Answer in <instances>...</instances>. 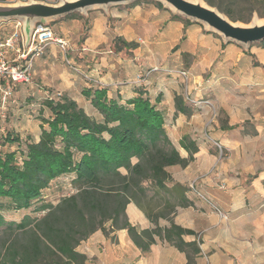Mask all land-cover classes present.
<instances>
[{
	"label": "trees",
	"instance_id": "1",
	"mask_svg": "<svg viewBox=\"0 0 264 264\" xmlns=\"http://www.w3.org/2000/svg\"><path fill=\"white\" fill-rule=\"evenodd\" d=\"M155 4L167 10L158 1ZM220 11L232 21L240 20ZM171 17L190 23L173 13ZM113 41L116 48L133 46L118 37ZM259 44L264 46V41ZM134 93L126 98L118 92L110 96L107 87H83L81 96L89 101L92 116L69 95L44 91L37 139L12 129L0 133V147H15L0 149V200L14 211L29 209L18 219H6L0 202V264H87L77 245L95 231L108 235V228L125 229L144 252L158 237L186 252L188 259L189 251L199 253L194 239L184 240L194 236V230L171 223L138 233L125 216L131 200L153 221L176 206L192 205L187 186L169 185L166 169L188 165L197 151V145L183 137L180 142L188 157H181L167 136L164 113L151 102L145 86ZM64 175H72L76 191L56 204L44 200L45 189Z\"/></svg>",
	"mask_w": 264,
	"mask_h": 264
},
{
	"label": "crops",
	"instance_id": "2",
	"mask_svg": "<svg viewBox=\"0 0 264 264\" xmlns=\"http://www.w3.org/2000/svg\"><path fill=\"white\" fill-rule=\"evenodd\" d=\"M171 13L140 3L95 9L84 43L79 48L74 46L81 64L78 69L73 67L75 73L63 75L64 87L78 86L82 99L81 90L90 86L107 87L110 96L118 92L127 98L144 85L151 102L164 113L167 136L181 157H188L180 142L186 137L187 142L197 145L192 154L194 161L203 153L211 158L213 146L232 151L247 143L253 149H242L243 156L248 152L264 159V46L258 43L243 48L232 41L226 43L202 24L190 20L183 23L172 18ZM115 37L133 46L114 48ZM39 64L37 57L33 67ZM38 135L39 132L34 138ZM220 170L226 172L225 166ZM174 182L185 185L178 179L169 185ZM249 184L253 199L264 197V165ZM241 193L238 190L234 195ZM186 197L190 199L188 191ZM207 197L212 202L211 194ZM260 207L244 205L238 199L229 211L244 218L237 212L245 210L246 217H256ZM121 230L120 252L113 259L117 263L109 264H155L152 260L135 261L140 248L125 229ZM77 250L87 258L94 254L86 246ZM255 253L252 250L246 254L243 264H263L254 257ZM226 260V264H233L231 258Z\"/></svg>",
	"mask_w": 264,
	"mask_h": 264
},
{
	"label": "rangeland",
	"instance_id": "3",
	"mask_svg": "<svg viewBox=\"0 0 264 264\" xmlns=\"http://www.w3.org/2000/svg\"><path fill=\"white\" fill-rule=\"evenodd\" d=\"M28 1L30 0H0V4H16ZM38 1L55 4L60 0ZM155 1L139 0L137 4L154 7L156 6ZM209 1L219 11H229L233 17L240 19L236 22L249 24L254 18L257 20L264 19V3L257 0ZM74 13L77 14V18H70L68 14L46 22L56 36L70 42V47L64 54L58 46L52 44L38 57L40 64L36 68L32 67L31 81L14 87L13 102L5 113V119L0 121V133L12 129L19 132L23 137L26 135L34 137L38 133L37 116L41 111L40 101L44 96V91H53V89L69 95L84 108L88 115L94 116L95 112L89 101L80 97L78 86L71 85L68 89L64 87L63 75L75 73L73 67L77 68L81 64L82 59H78L74 46L79 48L84 43L94 10ZM14 21L13 19L0 21V36L11 30ZM52 47L53 49L50 50ZM114 48H116L115 45ZM66 58L69 62H66ZM43 114L46 116L47 112L44 111ZM214 119H217V115ZM243 147L228 151L218 145L213 146L210 149L211 158L203 153L199 154L195 161L193 157V161L191 160L188 166L186 165L187 167L174 165V167L166 169L171 180L184 181L183 183L188 187L189 200L192 201V205L189 207L176 206L174 211L167 216H156L154 217L155 221H153L136 202L132 200L129 202L125 209V216L128 222L133 224L136 232L141 233L143 230H151L154 227H167L171 223L177 224L183 228H191L196 232L194 236H185L184 240L191 241L194 239L199 248L198 254L189 251L190 259H188L186 252L155 237L147 251L144 252L140 249V254L135 261L152 260L155 264H187L188 261L190 264H226L228 257L233 260V264H243L247 260L246 256L248 255L246 254L256 250L257 253L254 254V257L264 264V197L259 198L257 196L255 200L249 192V183L258 172H262L264 159H257L248 152L243 156L241 154L242 149L250 151L253 146L251 143H247ZM14 148L13 146L0 147L2 151H10ZM207 152L209 153V151ZM237 152L239 155H236ZM223 165L226 172L220 170ZM121 172L125 173V170L121 169ZM71 179L72 175H64L52 181L43 192L44 200L56 204L61 197L75 192L76 189ZM238 190L242 193L235 196L234 193ZM207 194H211L210 201L212 202L207 200L209 199ZM238 199L244 205H261L258 210L259 215L246 217L245 210L237 212L244 215V218L231 214L229 207ZM0 202L3 205L2 213L6 219H18L24 213L29 212V209L12 210L7 206L8 203L4 199H1ZM143 204L145 205V202ZM153 210L157 212L159 208ZM107 232L108 235H101V231H95L86 240L81 241L77 247L82 249L86 246L94 252L92 257L87 258V262L89 260L90 264L117 263L113 259L120 252L119 244L122 242L119 239L123 238L124 232L121 229L114 230L111 228H108ZM127 240H129L128 236L125 235L124 241L127 242ZM142 240L146 241L147 237L142 236ZM241 260L242 262H240ZM250 260L251 262L254 261L253 259Z\"/></svg>",
	"mask_w": 264,
	"mask_h": 264
},
{
	"label": "water",
	"instance_id": "4",
	"mask_svg": "<svg viewBox=\"0 0 264 264\" xmlns=\"http://www.w3.org/2000/svg\"><path fill=\"white\" fill-rule=\"evenodd\" d=\"M139 0H60L58 3L43 1L18 2L16 4H0V21L10 19L22 21V29L28 41L32 26L41 21L64 17L74 12L104 9L110 6L134 3ZM165 9L192 22L200 23L210 32H215L226 43L232 41L243 48L264 41V19L251 20V23H240L230 20L214 6L204 0H156Z\"/></svg>",
	"mask_w": 264,
	"mask_h": 264
},
{
	"label": "built area",
	"instance_id": "5",
	"mask_svg": "<svg viewBox=\"0 0 264 264\" xmlns=\"http://www.w3.org/2000/svg\"><path fill=\"white\" fill-rule=\"evenodd\" d=\"M26 41L22 21L15 20L7 34L0 36V118L4 119L9 105L13 102L15 86L27 84L32 79L35 59L52 44L67 53L69 42L58 37L46 22L38 21L32 26ZM66 62L69 60L66 58ZM140 78V77H138Z\"/></svg>",
	"mask_w": 264,
	"mask_h": 264
}]
</instances>
